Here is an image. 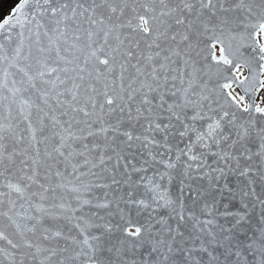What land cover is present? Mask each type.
<instances>
[{"label": "snow or ice", "instance_id": "obj_1", "mask_svg": "<svg viewBox=\"0 0 264 264\" xmlns=\"http://www.w3.org/2000/svg\"><path fill=\"white\" fill-rule=\"evenodd\" d=\"M0 264H264V0L0 8Z\"/></svg>", "mask_w": 264, "mask_h": 264}, {"label": "rangeland", "instance_id": "obj_2", "mask_svg": "<svg viewBox=\"0 0 264 264\" xmlns=\"http://www.w3.org/2000/svg\"><path fill=\"white\" fill-rule=\"evenodd\" d=\"M0 0V8H3L4 10H6L8 7L11 6V0Z\"/></svg>", "mask_w": 264, "mask_h": 264}]
</instances>
